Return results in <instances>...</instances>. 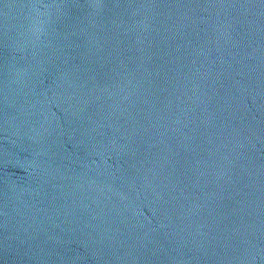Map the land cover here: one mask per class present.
Here are the masks:
<instances>
[{"label": "water", "instance_id": "water-1", "mask_svg": "<svg viewBox=\"0 0 264 264\" xmlns=\"http://www.w3.org/2000/svg\"><path fill=\"white\" fill-rule=\"evenodd\" d=\"M0 264H264V0H0Z\"/></svg>", "mask_w": 264, "mask_h": 264}]
</instances>
